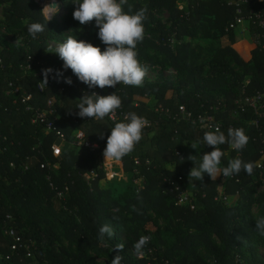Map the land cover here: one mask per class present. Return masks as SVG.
<instances>
[{"label":"trees","instance_id":"trees-1","mask_svg":"<svg viewBox=\"0 0 264 264\" xmlns=\"http://www.w3.org/2000/svg\"><path fill=\"white\" fill-rule=\"evenodd\" d=\"M70 1L57 0L59 11L66 10ZM185 1L183 9L179 0H128L134 11L143 6L148 9L139 59L172 69L173 79L144 82L142 87L121 83L92 88L102 96L116 92L122 98L118 113L135 112L150 121L135 151L120 160L128 179L142 178L141 187L136 188L130 182L118 184L108 179L103 150L115 123L108 117L98 121L77 115L83 95L80 89L87 85L71 69L63 68L56 53L47 52L55 50L50 40L63 42L69 33L85 41L73 12L60 20L56 13L47 21L35 0H0V24L21 30L26 39L23 46L7 41L0 46V264H100L94 254L110 260L120 254L123 264H264L258 247L264 237L258 234L255 221L264 216V192L254 196V190L264 186V170L257 168L264 151V116L258 118L248 108L242 111L248 98L264 94V37L262 46L250 49L236 40L234 30L225 31L237 16V7L227 0ZM252 6L264 9V3ZM161 10L168 18H154L153 13ZM241 11L246 12L247 7ZM35 22L46 27L32 38L27 26ZM96 39L101 41L98 34ZM27 64L30 68L25 70ZM47 68L53 69L54 78L48 76L46 85L42 70ZM57 70L62 78L56 77ZM69 77L71 86L61 90L64 78ZM26 94L30 99L23 103ZM50 99L53 113L46 117L56 119L53 124L64 135L62 143L55 131H44L43 122L31 123L34 112L46 111ZM180 106L193 117L213 116L225 134L230 126L243 128L249 143L239 152L221 145L225 152L221 166L239 157L256 165L253 174L242 170L212 180L205 173L203 181H195L192 204H178L176 197L186 194L194 167L188 157L196 156L198 162L214 150L199 144L209 130L181 118ZM253 120H257L255 125ZM76 131L97 143L99 150L73 147ZM55 144L61 146L56 157L52 154ZM61 191L64 195L58 198ZM220 195L236 200L230 204L215 201ZM254 202L262 206L256 217L252 214ZM22 213L29 224L25 231H21ZM104 224L113 227L114 235L100 242L98 231ZM4 227H11L19 237L12 255L15 242L3 234ZM142 235L151 236L144 252L151 249L153 255L137 257L133 245ZM61 238L66 246H57ZM118 244L124 245L122 250L116 249ZM29 246L33 256L32 252L27 256ZM6 256L10 258L6 260Z\"/></svg>","mask_w":264,"mask_h":264},{"label":"clouds","instance_id":"clouds-1","mask_svg":"<svg viewBox=\"0 0 264 264\" xmlns=\"http://www.w3.org/2000/svg\"><path fill=\"white\" fill-rule=\"evenodd\" d=\"M72 2L77 5L73 18L81 25L95 21V26L99 29L98 37L106 47L102 51L92 43L78 40L76 35H68L54 51L47 52L56 53L64 62L63 68L71 69L78 80L90 89L116 87L121 83L126 86L142 87L150 71V66L139 59L138 51V45L146 36L147 6L134 11L133 5L129 4L128 0H72ZM58 11L59 5L55 0L46 4L42 10L47 13V21ZM45 27L46 25L38 22L30 23L27 31L32 38H36L45 31ZM42 71L43 82L47 85L49 73L53 72V69L47 68ZM56 77L62 78L63 73L57 70ZM64 82L72 84L70 77L64 78ZM121 107L122 98L116 92L107 96L98 95L96 92L91 94L85 92L79 99L77 115L80 118L103 121L106 117H112ZM149 126L150 121L146 117L135 112L126 113L123 121L115 123L111 128V134L103 150L105 160L120 161L134 152L143 138V130ZM249 140L250 137L243 128H229L227 134L218 126H215L214 130L206 131L199 144H207L214 150L205 153L198 162L196 156L188 157L194 164L188 178L193 181H203L206 173L212 180H216L219 176L228 178L238 175L242 170L252 175L256 165L253 162H245L239 157L229 160L227 166H221L225 156L221 145H229L239 152L246 147ZM255 221L258 234L264 237V216L257 217ZM113 235V227L104 224L99 228L98 240L104 242L106 237L110 240ZM150 241L151 236L142 235L134 243L133 248L137 257L144 255V249ZM115 247L122 250L124 245L118 244ZM122 260L123 257L117 254L111 260V264H122Z\"/></svg>","mask_w":264,"mask_h":264},{"label":"built area","instance_id":"built-area-1","mask_svg":"<svg viewBox=\"0 0 264 264\" xmlns=\"http://www.w3.org/2000/svg\"><path fill=\"white\" fill-rule=\"evenodd\" d=\"M49 0H35V2L39 4V2H41V4L44 6L48 3ZM227 3L229 5L235 6L237 7V16L234 18V20L228 25V27L225 29L226 32H228L229 30H236L237 27H242L243 29H245V31L251 36L252 38V42L255 46H262L261 43V38L264 37V9H257L255 7H253L252 5L257 4L260 5L262 3H264V0H227ZM244 7H247V11L243 12L241 11V9H243ZM30 68V65L27 64L24 69L27 70ZM49 77L50 78H54V72L49 73ZM71 85L69 84H65L64 87H62L61 90H64L65 88H69ZM81 90V94H84L85 92L91 94L92 92H96L90 88L85 87L80 89ZM30 99V95H24L22 98V102L23 103H27ZM53 105V100L50 99L47 102V110L46 111H42V110H36L33 114V117L31 119V123L33 124H37L39 121L44 123V131H55V134L58 138V140L60 141V143H62L64 141V135L57 131L56 128L54 127L53 122L56 120L55 118H53V120H48L47 119V115H51L53 113V110L51 109ZM245 106H242V111L245 110V108L251 109L254 111V113L258 116V118L263 117L264 116V112H262L261 110L264 109V94L261 92L256 93L254 96L248 98L245 102ZM29 109V107L27 108V110ZM179 116L183 119L186 120H191L192 124H197V126H199L200 128H205L207 130H214L215 126H218L220 129L221 124L220 123H214V119L213 116L211 115H198L196 117H193L192 114L188 111L185 110V108L183 106L179 107ZM123 117L124 115L122 113H118L117 111L115 112V114L112 117H108V119L112 122V123H117L119 121H123ZM257 120H253L251 122V124H256ZM230 128H235L234 126H230ZM264 141V139H263ZM71 145L73 147L76 148H85L91 152H95L99 150V145L95 142H92L88 139L85 138L84 134L81 131H76L74 139L71 142ZM52 154L53 156H59L61 154V146L60 144H55L52 147ZM264 160V151L261 152V159L257 162V168L260 170H264L263 167V161ZM146 164H149V161L145 162ZM135 164H139V160H135ZM45 165V164H44ZM44 165H41V167H43ZM11 167H13V164H10ZM55 167V165H54ZM51 167V168H54ZM141 179L142 178H138ZM67 190V189H65ZM186 194H179L177 195V203L178 204H185V203H190L192 204L191 198L189 197V194L187 192V190H184ZM64 195V192H58L57 193V197L58 198H62ZM235 196H238V192L235 193ZM215 201L218 202H223V203H228L229 201V196L227 195H220V196H216L214 198ZM5 235L11 237L13 239V241L15 242L14 245L11 246V254L12 255L16 249L17 243H19V237L17 236V234L14 232V230L10 229L8 231H5ZM26 251H27V256H29L31 254V251H29V248L26 247ZM150 250H148L149 252ZM145 253L142 257H145ZM10 258V256H6L5 259L8 260ZM123 264V263H122ZM163 264H169L167 261L163 262Z\"/></svg>","mask_w":264,"mask_h":264},{"label":"rangeland","instance_id":"rangeland-1","mask_svg":"<svg viewBox=\"0 0 264 264\" xmlns=\"http://www.w3.org/2000/svg\"><path fill=\"white\" fill-rule=\"evenodd\" d=\"M39 4H40V6L42 7V10H43L45 5L43 6L41 4V2H39ZM178 5H179V7L184 9V8H186V1L185 0H179ZM75 7H77V5H75L72 2V0H71L69 6L67 7V9L66 10H64V9L61 10L60 9V11L56 14L55 18L57 20H60L66 14L74 12ZM43 14L47 18V13L43 12ZM153 15H154V18H156V19L157 18H160V19L168 18L167 12H165L163 10L158 11V12H154ZM0 18H1V20L3 18L2 17V5H0ZM149 23L153 24V21H150ZM153 25H150V26H153ZM81 29H82L81 36H83L85 38L86 42L92 43L94 46L100 47L102 51L104 50L102 42L98 41L96 39V34H98L99 29L95 26V21H92V22H90V23H88L86 25H82ZM148 29H149V27H148ZM69 35H70V33H69ZM0 37L2 38V40H4V41H2L0 43L1 47H3L5 45L4 42H6V41L7 42H13V43H16V44L21 45V46H23L26 43V41H25L26 39H25V36H24L23 32H21V30L13 29L9 25L7 26V25L0 24ZM234 37L236 38L237 41H245L246 43H250V46H252L251 40L249 39V38H251V36L248 33H246L245 29H243L242 27L239 26V27H237L236 30H234ZM223 42L227 43V40L223 39ZM59 43H62V42L53 41V40L49 41V44L51 45L52 48H55ZM145 63L150 66V71L148 73L147 78L144 81L145 83L146 82L147 83L162 82L165 79H173L174 78V74L175 73L172 71V69H170V68L169 69H163L160 66L150 65L147 62H145ZM147 102L151 104V103H153V100L148 99ZM105 163H106V165H105ZM103 168L105 170V173L107 172L106 168H107V170H110V173H112V168L113 169L114 168L119 169L117 161H113V160H110V161H107V162L105 160L103 162ZM116 173H117V171L116 172L114 171V174H112L114 177L109 175L110 179L109 178L108 179L110 181H112L115 178ZM106 175H107V173H106ZM128 178H130V177L127 176L125 178V180H124V177H121L120 179H122V181H118L119 182L118 184H120V183L121 184H123V183L125 184V183L130 182L136 188L141 187V184H142V180L141 179H137V178H134V177L131 178V179H128ZM84 180L87 181V178L84 177ZM194 184H195V181H193L192 179H189L188 182L186 183V190H187V192L189 194V197L192 194V190H193ZM262 192H264V186L260 185L254 190V196H257L258 194H260ZM234 200H236V198H233V197L230 198L229 197L228 203L230 204ZM261 209H262L261 202H254L253 205H252V214L255 217L258 216L260 211H261ZM20 220L24 224L23 227L21 228V231L28 230V225L29 224H28V221H27L26 214L22 213V215L20 216ZM158 222L162 223L161 220H159ZM10 229H12V228L11 227H4L3 234H5V231H8ZM59 245L66 246L67 245V241L63 240L61 238V241L58 242L57 246H59ZM258 247H259V251H260L261 256L264 258V242H260ZM28 248H29V251L32 250L31 246H29ZM147 254L148 255H153V251L150 249V251ZM147 254H145V255H147ZM31 256H33V252L31 254ZM94 258H96V260L100 264H111L110 258L105 256V255H103V254H94Z\"/></svg>","mask_w":264,"mask_h":264},{"label":"crops","instance_id":"crops-1","mask_svg":"<svg viewBox=\"0 0 264 264\" xmlns=\"http://www.w3.org/2000/svg\"><path fill=\"white\" fill-rule=\"evenodd\" d=\"M57 1V0H56ZM247 33V32H246ZM250 40H251V43H252V46H250V43H246L245 41H243L245 44H246V46L248 47V48H253L254 47V44H253V42H252V38H249ZM104 161H105V158L103 159ZM103 161V162H104ZM107 161H110V160H106V162ZM117 164H118V167H119V169H117V168H112V173H110V170H107V168H106V173H107V176H108V178H109V175H111V176H113L112 174H114V171L116 172L117 171V173H116V176H115V178L112 180V181H114V182H118V181H122V179H120L121 177H124V180H125V178L127 177V173H125V172H123V170L121 169V162L120 161H117ZM105 165H106V163H105ZM114 177V176H113ZM117 178V179H116ZM110 179V178H109ZM119 183V182H118Z\"/></svg>","mask_w":264,"mask_h":264},{"label":"water","instance_id":"water-1","mask_svg":"<svg viewBox=\"0 0 264 264\" xmlns=\"http://www.w3.org/2000/svg\"><path fill=\"white\" fill-rule=\"evenodd\" d=\"M52 2H53V0H49L47 4H50ZM55 3L58 4V2L56 0H55Z\"/></svg>","mask_w":264,"mask_h":264}]
</instances>
